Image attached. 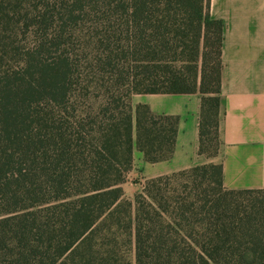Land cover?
Listing matches in <instances>:
<instances>
[{
	"label": "trees",
	"instance_id": "trees-1",
	"mask_svg": "<svg viewBox=\"0 0 264 264\" xmlns=\"http://www.w3.org/2000/svg\"><path fill=\"white\" fill-rule=\"evenodd\" d=\"M208 0H0V264H264V189L221 162L123 184L172 156L177 117L135 94L200 97L220 150L223 23Z\"/></svg>",
	"mask_w": 264,
	"mask_h": 264
},
{
	"label": "crops",
	"instance_id": "crops-1",
	"mask_svg": "<svg viewBox=\"0 0 264 264\" xmlns=\"http://www.w3.org/2000/svg\"><path fill=\"white\" fill-rule=\"evenodd\" d=\"M208 6L210 17L223 23L219 154H197L198 94H135L132 106L146 104L178 123L169 159L148 163L134 150L133 189L147 178L208 162H221L227 189H264V0H208Z\"/></svg>",
	"mask_w": 264,
	"mask_h": 264
},
{
	"label": "rangeland",
	"instance_id": "rangeland-1",
	"mask_svg": "<svg viewBox=\"0 0 264 264\" xmlns=\"http://www.w3.org/2000/svg\"><path fill=\"white\" fill-rule=\"evenodd\" d=\"M136 177H137V176H132V175H130V176L128 177L127 182L124 183L123 186H122L125 195L128 196V197H130V198L133 196V194H134L135 192L138 191L137 188H134V189H133V187H137V186L133 185V184H134L133 182L137 181V178H136ZM128 186H129V187H128Z\"/></svg>",
	"mask_w": 264,
	"mask_h": 264
}]
</instances>
